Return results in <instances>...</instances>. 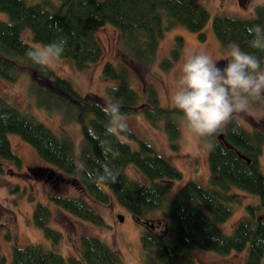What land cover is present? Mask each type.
<instances>
[{"label":"trees","instance_id":"16d2710c","mask_svg":"<svg viewBox=\"0 0 264 264\" xmlns=\"http://www.w3.org/2000/svg\"><path fill=\"white\" fill-rule=\"evenodd\" d=\"M0 11L7 14L6 18L0 17V77L14 80L21 68L27 69L31 77L38 80L34 89L35 103L47 109L63 108L64 120H76L81 133L76 151L70 138L57 135L0 95V158L20 166V158L11 149L7 136L8 132H13L34 148L49 164V169L68 177L90 198L105 203L112 196L135 218L142 220L162 209L170 234L162 235L158 233L162 229L155 231L148 224L140 231L144 264H155V261L194 264L189 255L193 246L219 253L245 249L243 264L264 263V173L258 163L260 131L245 129L234 116L219 131L223 138L218 136L219 132L207 137V184L186 180L166 200L164 194L170 182L179 179L181 171L129 127L121 136H106L107 118L97 107L101 102L84 97L67 78L49 66L42 68L32 64L25 55L28 48L34 47L22 38L23 31L28 29L31 40L40 45L66 39L62 58L70 59L75 68L82 69L101 57L102 46L95 30L110 23L117 28L120 44L128 57L149 65L156 57L158 40L164 29L173 24L180 23L196 32L200 40L204 39L202 28L210 17L200 1L0 0ZM253 25L264 27V4H256L250 16L216 12L211 17L212 31L221 45L238 44L262 61L264 52L252 49L249 44L252 37L247 29ZM29 33H26L28 38ZM181 45L182 36L175 34L169 55L158 62L160 68L173 65ZM101 74L103 78L114 80L105 87V96L120 102L123 115L139 112L151 125L161 126L169 145L177 148V116L182 117V114L172 106L161 105L153 85H144L143 94L139 95L131 86L129 69L122 61H103ZM42 85H47L45 89L48 90L41 89ZM55 88H60L64 94L56 92ZM130 139L135 140V147L129 144ZM101 140L105 142L103 147ZM106 147L111 149L107 156ZM238 152L248 157L249 162ZM105 164L117 174L115 183L101 179ZM128 165L139 171L142 181L127 174ZM232 187L258 199L245 204V214L234 222L232 231L227 234L218 223L229 216L231 204L240 201ZM48 198L77 217L97 225L104 224L99 211L79 195L50 193ZM49 218L48 206L36 202L32 222L42 229L49 245L42 241L12 244L9 264H121L118 252L104 239L91 234L80 235L76 253L62 255L52 248L61 232L48 224ZM4 261L5 256L0 253V264Z\"/></svg>","mask_w":264,"mask_h":264},{"label":"rangeland","instance_id":"374dc122","mask_svg":"<svg viewBox=\"0 0 264 264\" xmlns=\"http://www.w3.org/2000/svg\"><path fill=\"white\" fill-rule=\"evenodd\" d=\"M198 1L208 9L210 17L202 28L205 33L204 39L200 40L196 32L188 30L180 23L173 24L164 29L158 40L156 57L149 65L140 64L128 57L120 44L117 28L110 23H104L95 30L96 37L102 46V54L97 61L82 69H77L72 65L70 59L61 58L57 64L49 65V67L58 75L67 78L78 93L102 103L108 100L105 96V87L114 83V80L103 78L101 65L105 60L122 61L129 69L131 86L139 95L143 94L144 85L151 84L156 90L159 103L163 106H171V96L175 91L178 76L176 69L184 50L194 48L204 50L213 56H219L228 51L232 45V43L227 45L219 43L211 28L212 15L219 12L236 16H250L256 4H264V0ZM0 17L6 18L7 14L0 11ZM25 30L29 33L28 29ZM27 31H23L22 38L32 46L40 45L31 40L30 33L28 38ZM175 34L182 36L179 56L172 66L162 69L158 62L162 57L169 55ZM219 65L223 66V61L218 62ZM262 66H264V60H262ZM37 82L38 80L31 77L27 69L21 68L14 80L0 77V95L18 109L33 115L35 119L48 126L57 135L70 138L77 151L81 138L79 123L74 119L64 120L63 108L47 109L38 106L35 103L37 101L34 95ZM47 87V85H42L41 89L48 90L45 89ZM55 89L56 92L64 94L60 88ZM124 116L128 127L137 137L148 140L157 152L181 171V177L170 182L171 185L164 194L166 200L186 180H194L202 185L207 184V137H196L183 123L182 117L177 116L178 146L172 148L168 143L166 132L161 126L151 125L139 112ZM234 116L245 129L261 132L262 141L258 163L264 173V96L252 100L247 111L234 114ZM7 136L11 149L20 158V166L16 167L0 158V253L5 256L3 264H9L12 244L24 245L42 241L49 245L50 241L44 237L42 229L36 227L32 222V210L36 202H43L48 206L50 210L48 224L61 232L60 239L53 244L52 248L62 255L76 253L79 249L80 235L91 234L104 239L112 246L118 252L121 264H144L139 239L140 231L147 227L144 220L135 218L112 196L105 203L90 198L68 177L58 174L54 169H49V164L41 159L34 148L18 134L8 132ZM128 142L132 147L136 146L135 140L130 139ZM35 168H39L40 172H37ZM126 172L132 178L143 180L139 171L132 165L126 167ZM231 190L237 194L240 201L231 204L232 211L229 216L218 223L222 232L227 234L232 231L234 222L245 214V204L256 202L258 199L257 196L236 187H232ZM50 193L79 195L85 198L99 211L104 219V224H94L55 205L48 198ZM119 214L122 215L121 220L118 219ZM147 220L153 223V227H151L153 230L162 229V232L158 233L170 234L162 209L155 211L153 217ZM189 255L194 264H243L245 249L219 253L193 246ZM155 264L160 263L155 261Z\"/></svg>","mask_w":264,"mask_h":264},{"label":"clouds","instance_id":"9594fccd","mask_svg":"<svg viewBox=\"0 0 264 264\" xmlns=\"http://www.w3.org/2000/svg\"><path fill=\"white\" fill-rule=\"evenodd\" d=\"M247 31L252 37L250 47L264 52V27L253 25ZM66 43V39H60L30 47L25 55L32 64L47 68L61 60ZM220 61H223L222 67L218 66ZM176 72L178 76L171 106L182 114L183 123L198 138L218 133L234 114L247 111L252 100L264 96L261 59L235 43L219 56L187 48ZM97 107L107 118L106 136H121L129 131L119 101L106 100L98 103ZM94 138L101 139L99 136ZM104 143L101 140L102 147ZM109 151L111 149L106 147L105 156ZM101 179L115 183L117 174L105 164Z\"/></svg>","mask_w":264,"mask_h":264},{"label":"water","instance_id":"95a60500","mask_svg":"<svg viewBox=\"0 0 264 264\" xmlns=\"http://www.w3.org/2000/svg\"><path fill=\"white\" fill-rule=\"evenodd\" d=\"M218 136H219L220 138H223L221 132L218 133ZM224 143H225L226 145H228V143H227L226 141H224ZM238 154H240L243 158L246 159V161L249 162L250 159H249L248 157H246L244 154H242V153H240V152H238ZM118 219H119V220L122 219V215H121V214L118 215ZM144 223H148V224H149V222H148L147 220H144ZM149 225L152 226V224H149Z\"/></svg>","mask_w":264,"mask_h":264},{"label":"flooded vegetation","instance_id":"af4514ba","mask_svg":"<svg viewBox=\"0 0 264 264\" xmlns=\"http://www.w3.org/2000/svg\"><path fill=\"white\" fill-rule=\"evenodd\" d=\"M220 67H222V65H219ZM222 133V132H221ZM35 170L37 171V172H40V169L39 168H35ZM145 225H147L148 223H144ZM149 225V224H148ZM150 226V225H149ZM150 227H153V224H152V226H150Z\"/></svg>","mask_w":264,"mask_h":264}]
</instances>
